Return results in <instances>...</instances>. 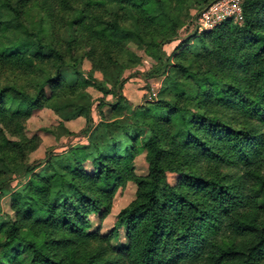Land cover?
I'll return each instance as SVG.
<instances>
[{"label": "trees", "instance_id": "1", "mask_svg": "<svg viewBox=\"0 0 264 264\" xmlns=\"http://www.w3.org/2000/svg\"><path fill=\"white\" fill-rule=\"evenodd\" d=\"M199 1L0 0V182L20 167L30 177L14 217L0 202V264H264V0H243L242 23L203 32L204 51L175 53L171 100L124 115L121 98H103L113 117L97 127L101 142L54 155L40 173L29 161L34 108H82V91L98 84L65 77H81L79 50L106 72L141 62L134 43L165 70V46ZM83 112L92 126V105ZM142 152L145 175L135 172ZM129 181L137 196L116 228L89 230L90 213L103 217ZM120 228L128 242L117 246Z\"/></svg>", "mask_w": 264, "mask_h": 264}, {"label": "rangeland", "instance_id": "2", "mask_svg": "<svg viewBox=\"0 0 264 264\" xmlns=\"http://www.w3.org/2000/svg\"><path fill=\"white\" fill-rule=\"evenodd\" d=\"M242 2L243 0H215L211 2L200 0L195 3L191 10V15H193L191 20L193 22L189 20L190 22L180 30L182 39L174 40L165 46L166 56L169 60V66L165 70H159L157 60L147 55L143 49L134 43L130 45V48L141 56V62L133 68L113 66L106 72L93 69L91 59L83 56L84 52L79 50L77 56L80 61L79 70L82 72L81 77H78L69 68L65 69L64 75L69 81L77 78L80 79L78 81H82L83 78L91 75L99 84L98 86V84L93 82L88 85L82 91V96L79 99L81 105H92L94 122L92 126L88 125L83 112L84 106L82 108L65 107L63 102L61 104L60 101H52L50 104L47 103L45 107L34 108L33 115L27 124L26 135L28 137L38 136L40 142L37 149L29 154L30 163L37 166V171L40 173L41 171L43 172L42 169L46 161L54 155L66 153L74 147L89 145L93 141L101 142L98 131H96L98 130L97 127L102 120L113 117L110 107H104L103 110L98 108V103L103 98L110 104L121 98V112L124 115L133 114L137 109L152 108L159 99L171 100L174 89L172 86L166 89L168 78L180 75L174 67L175 53H178L185 46L192 51H204L200 40L203 32L214 29L227 19L233 20V23L236 24L242 23L243 16L239 13ZM218 4H220L219 7ZM215 5H217L218 11L213 12L211 9ZM209 11L212 12H210L208 19L203 18V14ZM104 84L107 85L109 93H105L104 90L99 88L102 85V89H104ZM129 138L128 135H123L122 145L128 144L130 142ZM64 163L66 165L68 161ZM0 168L3 169L1 165ZM89 168L91 167L89 166ZM135 172L140 175L148 173L145 152L136 156ZM29 178L22 167L16 172L6 173V176L0 182L2 214H7L11 217L15 216V212L12 209L13 195L28 183ZM178 178H180V175L176 173L168 175L171 183H176ZM136 196V183L129 181L126 185L119 186L103 217L101 212L104 209L90 213L91 228L89 230L99 229L102 233L111 232L116 228V222L121 210L127 207ZM119 231L120 236L114 239V244L117 246L127 244L125 228H120Z\"/></svg>", "mask_w": 264, "mask_h": 264}, {"label": "built area", "instance_id": "3", "mask_svg": "<svg viewBox=\"0 0 264 264\" xmlns=\"http://www.w3.org/2000/svg\"><path fill=\"white\" fill-rule=\"evenodd\" d=\"M220 6V4H218V7ZM223 9V8H222ZM213 12L215 11H218V8H217V5H215V7H213L212 9H211ZM212 11H209L208 13H204L203 14V18H206V19H208V17H209V15H210V12H212ZM239 13H240V15L242 16V6H240V9H239ZM216 14V13H215ZM202 19V18H201Z\"/></svg>", "mask_w": 264, "mask_h": 264}]
</instances>
